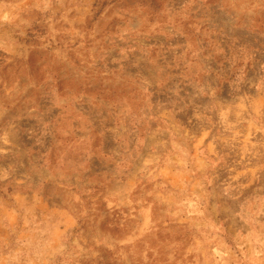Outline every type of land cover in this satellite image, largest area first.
I'll return each instance as SVG.
<instances>
[{
    "label": "rangeland",
    "instance_id": "374dc122",
    "mask_svg": "<svg viewBox=\"0 0 264 264\" xmlns=\"http://www.w3.org/2000/svg\"><path fill=\"white\" fill-rule=\"evenodd\" d=\"M0 264H264V0H0Z\"/></svg>",
    "mask_w": 264,
    "mask_h": 264
}]
</instances>
